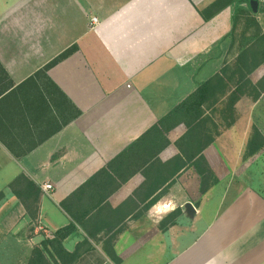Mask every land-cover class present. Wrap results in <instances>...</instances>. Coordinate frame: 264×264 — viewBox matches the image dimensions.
Wrapping results in <instances>:
<instances>
[{
    "label": "crops",
    "instance_id": "1",
    "mask_svg": "<svg viewBox=\"0 0 264 264\" xmlns=\"http://www.w3.org/2000/svg\"><path fill=\"white\" fill-rule=\"evenodd\" d=\"M215 1L0 0V264H28L67 228L50 264H264V75L231 122L227 103L205 107L217 178L205 194L177 146L185 126L161 152L148 134L236 63L249 5L206 20ZM259 1L246 36L264 33ZM72 48L48 72L56 87L36 76ZM21 176L40 191L33 213L10 187Z\"/></svg>",
    "mask_w": 264,
    "mask_h": 264
},
{
    "label": "trees",
    "instance_id": "2",
    "mask_svg": "<svg viewBox=\"0 0 264 264\" xmlns=\"http://www.w3.org/2000/svg\"><path fill=\"white\" fill-rule=\"evenodd\" d=\"M246 1L249 5V11L240 10L235 16V31L238 29L240 20L245 18L247 30L243 32V44L240 47V54L235 63L234 77L237 79L234 91L230 94L228 98L227 113L229 115L234 114V106L239 102L241 97L246 94V88L251 87L253 94L255 91L254 85L249 80V77L264 64V33H256L252 35L250 39L245 42L246 34L250 26L249 19L246 17L250 15L251 8L250 4L252 1L258 2L259 0H216L210 7L202 12V15L206 20H210L220 11L226 9L227 7ZM259 47V51H254L253 46ZM76 51V48H72L60 57L55 59L49 65H47L43 70H41L36 76L43 77L48 80L49 83L55 86L53 82L48 77V72L50 69L61 63L63 60L67 59ZM226 70L223 71V75ZM217 75L213 79L199 86V88L190 95L183 103L173 109L166 117H164L158 125L153 127L148 134L159 135L161 138L165 139L164 147H160L158 152H161L166 148L170 142L167 139V135L178 128L179 126H185L187 129L186 134L183 138L178 141L177 146L183 154L187 163L192 164L195 167L198 174L201 177V193L205 194L214 184L217 183V178L213 173L211 167L203 156V151L207 148L212 141L210 140L209 130H207V122L205 121V107L210 103H218V99L221 95L225 94V89H227L224 83L223 76ZM56 87V86H55ZM261 92L264 91V78L256 86ZM260 92L256 91L255 98H259ZM71 104V103H70ZM71 106L75 109L76 114L74 118L79 117L81 112L77 110L72 104ZM257 136H260L258 131L255 132ZM263 140V139H262ZM264 145V140L262 141ZM183 162V166L185 163ZM22 187V191L17 190V186ZM12 191L18 196V198L23 202L29 212L33 213V205H29L28 198L32 197L35 202L39 199L40 191L37 189L33 183L29 182L24 176L19 177L11 184ZM29 194V196H27ZM3 198V194H0V200ZM37 203V202H36ZM35 203V204H36ZM181 211H177L175 216L179 215ZM172 221H167L162 224L163 227L171 224ZM72 229L67 228L61 231L58 237L54 241L45 243L43 248L35 249L32 253V257L28 264H50L46 255L47 246H51L54 253L59 254L64 251L62 246V241L70 235Z\"/></svg>",
    "mask_w": 264,
    "mask_h": 264
},
{
    "label": "rangeland",
    "instance_id": "3",
    "mask_svg": "<svg viewBox=\"0 0 264 264\" xmlns=\"http://www.w3.org/2000/svg\"><path fill=\"white\" fill-rule=\"evenodd\" d=\"M264 5V4H263ZM242 29H243V31L245 30H247V28H246V22H245V24L243 25L242 24V26L240 27V30H239V34H238V38H239V36L241 35V33H243L242 32ZM250 37L251 36H246V38H245V42H247V39H250ZM241 42H243V41H241ZM244 43V42H243ZM242 43V44H243ZM260 69V70H259ZM257 70H259L258 72H254L250 77H249V80L251 81V83L253 84L254 82H257V80L262 76V75H264V64L263 65H261ZM256 70V71H257ZM234 71H235V62H233L232 64H231V67L229 68V72H230V74H229V76H227V75H225L224 77H223V79H224V83L226 84V88L227 89H225V94L224 95H221V97L218 99V102L219 103H217V105L219 104H221V105H223L222 103H227L228 104V98H229V96H230V94L232 93V90L235 88V84H236V82H237V79L234 77ZM246 97L247 96H249L250 98H252V97H254L253 95V91H252V88L251 87H248V88H246ZM224 100V101H223ZM223 101V102H222ZM220 107V109H218V110H220V111H222L223 113H224V111L226 110V108H224L223 110H221V106H219ZM220 111H218L219 113H218V116L219 117H221V115L223 114L222 112H220ZM233 120V114L232 115H229L228 114V117H227V120H226V122H231ZM218 130V129H217Z\"/></svg>",
    "mask_w": 264,
    "mask_h": 264
},
{
    "label": "built area",
    "instance_id": "4",
    "mask_svg": "<svg viewBox=\"0 0 264 264\" xmlns=\"http://www.w3.org/2000/svg\"><path fill=\"white\" fill-rule=\"evenodd\" d=\"M259 2L264 4V0H260ZM92 24H93V26L97 25L98 24V19L97 18H93L92 19ZM43 188H44V191L46 193H51V192L54 191V187L51 184H46V185H44Z\"/></svg>",
    "mask_w": 264,
    "mask_h": 264
},
{
    "label": "water",
    "instance_id": "5",
    "mask_svg": "<svg viewBox=\"0 0 264 264\" xmlns=\"http://www.w3.org/2000/svg\"><path fill=\"white\" fill-rule=\"evenodd\" d=\"M254 2V3H253ZM251 4H252V8L256 11V8L259 6V3L258 2H256V1H253ZM187 210L190 212V213H192V214H194L195 213V209H194V207L192 206V205H188L187 206Z\"/></svg>",
    "mask_w": 264,
    "mask_h": 264
},
{
    "label": "clouds",
    "instance_id": "6",
    "mask_svg": "<svg viewBox=\"0 0 264 264\" xmlns=\"http://www.w3.org/2000/svg\"><path fill=\"white\" fill-rule=\"evenodd\" d=\"M165 210L166 211H175L176 210V206L174 203H169L168 205L165 206Z\"/></svg>",
    "mask_w": 264,
    "mask_h": 264
}]
</instances>
